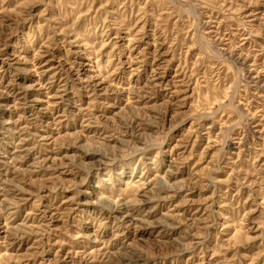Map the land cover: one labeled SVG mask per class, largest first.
<instances>
[{
  "label": "rangeland",
  "instance_id": "374dc122",
  "mask_svg": "<svg viewBox=\"0 0 264 264\" xmlns=\"http://www.w3.org/2000/svg\"><path fill=\"white\" fill-rule=\"evenodd\" d=\"M0 264H264V0H0Z\"/></svg>",
  "mask_w": 264,
  "mask_h": 264
}]
</instances>
